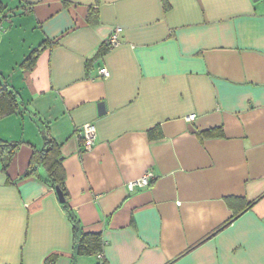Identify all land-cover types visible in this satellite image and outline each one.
I'll return each instance as SVG.
<instances>
[{
  "label": "crops",
  "instance_id": "1",
  "mask_svg": "<svg viewBox=\"0 0 264 264\" xmlns=\"http://www.w3.org/2000/svg\"><path fill=\"white\" fill-rule=\"evenodd\" d=\"M1 5L0 87L20 107L0 118V144H17L11 159L0 152V264H264V0ZM49 139L68 208L102 234V257H74L44 163L26 175ZM148 172L150 184L128 188Z\"/></svg>",
  "mask_w": 264,
  "mask_h": 264
},
{
  "label": "trees",
  "instance_id": "2",
  "mask_svg": "<svg viewBox=\"0 0 264 264\" xmlns=\"http://www.w3.org/2000/svg\"><path fill=\"white\" fill-rule=\"evenodd\" d=\"M95 9H90L88 19L93 21L95 19ZM45 43L40 45L38 48L34 49L31 54L23 62L25 67H31L42 49L45 48ZM105 49L107 48L104 45ZM104 49V50H105ZM20 107L18 100V95L16 91L11 89L9 85L3 84L0 87V118L16 113ZM206 130L203 132V135L206 136H220L223 134L222 129ZM151 138H161L162 133L160 127L154 128L149 132ZM9 146L11 148L9 152L8 159H11L12 153L15 150L17 144L15 143H2L0 144V152L3 154V150ZM33 162L44 163L49 172V181L52 187L59 186L64 192L65 198L67 199V191L65 187V177L64 169L59 160V148L57 144L49 139L47 141L46 147L42 150H36L30 165V168L26 172V175L31 174L36 171V166L33 165ZM65 209L67 210L68 219L72 225L73 231V255L74 257L80 255H99L104 252L105 241L101 233H90L86 232L82 228L80 220L75 214L68 208L67 201L62 203Z\"/></svg>",
  "mask_w": 264,
  "mask_h": 264
},
{
  "label": "built area",
  "instance_id": "3",
  "mask_svg": "<svg viewBox=\"0 0 264 264\" xmlns=\"http://www.w3.org/2000/svg\"><path fill=\"white\" fill-rule=\"evenodd\" d=\"M1 0H0V34L3 31V23L8 19V16L6 14H3L2 7H1ZM122 32V28L118 27L116 28L114 34L108 38L106 41V45L110 48L117 46L120 43L119 35ZM100 73L105 76L109 77L110 72L107 68H102L100 70ZM195 114H192L188 117L190 121L194 120ZM82 147L85 151L91 150L96 142V136H97V127L93 123H87L84 126H82ZM153 178V174L151 172H148L141 176L140 178L131 181L128 183V188L130 190H133L135 186H146L150 184L151 180ZM103 253H100L98 257H102Z\"/></svg>",
  "mask_w": 264,
  "mask_h": 264
},
{
  "label": "water",
  "instance_id": "4",
  "mask_svg": "<svg viewBox=\"0 0 264 264\" xmlns=\"http://www.w3.org/2000/svg\"><path fill=\"white\" fill-rule=\"evenodd\" d=\"M100 106H101V108H103V104H100ZM55 189H56V192H57V195H58L60 202L64 203L66 201L64 192L62 191V189L59 186H56Z\"/></svg>",
  "mask_w": 264,
  "mask_h": 264
}]
</instances>
